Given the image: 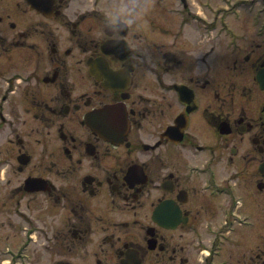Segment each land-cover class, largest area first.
I'll use <instances>...</instances> for the list:
<instances>
[{"label":"flooded vegetation","instance_id":"flooded-vegetation-1","mask_svg":"<svg viewBox=\"0 0 264 264\" xmlns=\"http://www.w3.org/2000/svg\"><path fill=\"white\" fill-rule=\"evenodd\" d=\"M119 3L0 0L2 264H264V0Z\"/></svg>","mask_w":264,"mask_h":264},{"label":"clouds","instance_id":"clouds-1","mask_svg":"<svg viewBox=\"0 0 264 264\" xmlns=\"http://www.w3.org/2000/svg\"><path fill=\"white\" fill-rule=\"evenodd\" d=\"M141 10V0H120L114 11L108 13L109 25L115 27L119 24L125 26L134 22Z\"/></svg>","mask_w":264,"mask_h":264},{"label":"rangeland","instance_id":"rangeland-1","mask_svg":"<svg viewBox=\"0 0 264 264\" xmlns=\"http://www.w3.org/2000/svg\"><path fill=\"white\" fill-rule=\"evenodd\" d=\"M227 54V53H226ZM227 57H229V55L227 54ZM3 245H4V240L3 238H1L0 236V248H3ZM5 259L1 258L0 257V264H2V262L4 261L5 263L8 261V257H4ZM3 259V260H2Z\"/></svg>","mask_w":264,"mask_h":264}]
</instances>
